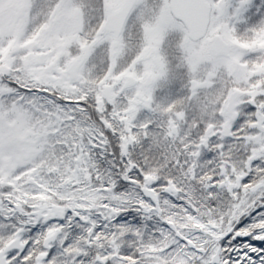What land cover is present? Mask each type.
<instances>
[{"label": "snow or ice", "instance_id": "1", "mask_svg": "<svg viewBox=\"0 0 264 264\" xmlns=\"http://www.w3.org/2000/svg\"><path fill=\"white\" fill-rule=\"evenodd\" d=\"M0 264H264V0H0Z\"/></svg>", "mask_w": 264, "mask_h": 264}]
</instances>
